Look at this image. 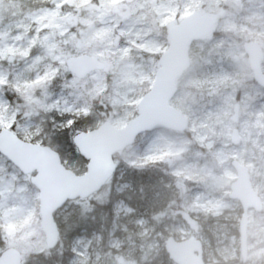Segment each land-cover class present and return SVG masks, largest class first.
<instances>
[{"label":"rangeland","instance_id":"374dc122","mask_svg":"<svg viewBox=\"0 0 264 264\" xmlns=\"http://www.w3.org/2000/svg\"><path fill=\"white\" fill-rule=\"evenodd\" d=\"M193 12L211 17L214 24L212 34L189 49L191 60L199 57L194 52H205L203 73L189 68L178 79L170 102L187 117V129L141 134L115 161L122 163L120 172L123 163L164 165L170 177L165 187L181 193L180 209L190 223L180 217L161 221L134 212L124 200L116 201L107 251L116 252L122 264L160 256L170 236L178 241L200 240L205 264H239L242 257L235 231L239 233L242 208L228 196L237 178L233 160L246 167L263 205L261 212H248L243 261L264 264V90L253 81L242 48L251 41L260 45L264 72V0H0V74L5 77L0 100L12 106L5 123L17 120L19 127L9 129L19 132L20 139L39 144L44 123L55 129L68 119L47 108L64 97L72 102L74 89L67 86L72 80L77 81L75 90L82 105L97 100L105 77L109 84L122 83L126 89L116 97L115 107L108 104L109 116L87 130L105 121L121 128L135 117L144 90L153 84L158 59L169 46L168 30ZM129 32L144 41L131 52L133 62L128 57L120 59L121 50L129 47L126 40L120 39L119 48L115 44L116 36ZM82 55L97 59L103 68L76 77L66 62ZM230 76L238 80L233 90L227 85ZM10 91L18 94L22 105L12 102ZM233 130L238 131V144L232 143ZM62 162L75 173L85 171L86 164L78 160L65 157ZM29 178L0 154V238L9 247L40 251L45 237L38 191L29 187ZM127 186L119 184L116 190ZM69 214L65 205L56 213L63 221ZM156 225H161L160 231ZM115 231L122 236L113 235ZM72 252L69 264H117V259L103 252L97 234L77 237Z\"/></svg>","mask_w":264,"mask_h":264},{"label":"water","instance_id":"95a60500","mask_svg":"<svg viewBox=\"0 0 264 264\" xmlns=\"http://www.w3.org/2000/svg\"><path fill=\"white\" fill-rule=\"evenodd\" d=\"M213 26L209 16L193 12L182 18L168 30L169 46L159 57V67L150 89L137 106V114L123 127L115 128L108 121L97 128L80 132L75 144L84 160L86 172L75 174L66 168L59 154L47 145L26 142L11 130L0 132V154L10 161L23 175H31L30 183L38 191L40 228L47 249L57 246L59 231L54 214L68 200L86 199L97 193L116 170L113 155L132 145L137 137L146 132L171 130L183 132L188 125L181 111L170 105L177 90V79L189 68V46L208 35ZM255 82L264 89V72L261 66L263 51L256 42L243 44ZM84 63V65L80 63ZM69 70L81 78L91 70L103 68L97 59L82 55L67 60ZM237 131L233 142L238 143ZM58 154V155H57ZM237 178L230 184L229 198L238 200L242 207L239 222V246L243 259L246 257L248 212H261L260 197L252 188L246 167L232 161ZM168 257L175 264H205L200 240L190 238L177 241L168 237L165 241ZM21 253L8 247L0 253V264H21Z\"/></svg>","mask_w":264,"mask_h":264},{"label":"trees","instance_id":"16d2710c","mask_svg":"<svg viewBox=\"0 0 264 264\" xmlns=\"http://www.w3.org/2000/svg\"><path fill=\"white\" fill-rule=\"evenodd\" d=\"M233 38L238 39L236 36H233ZM193 54L199 55V57L192 58L190 69H193L195 74L200 75L206 66L203 58L205 52L200 51L197 54L196 52ZM146 91L147 89L144 90V92ZM10 93L12 102L16 105H22V100L18 94L14 91H10ZM93 104L95 107L92 115L87 118H85V115L79 117L77 119L78 122L71 131H62L59 127L51 129V125L44 123V129L41 134L43 144H47L55 150L61 159L67 157L71 161L78 160L84 165L85 161L72 143L71 136L77 132L92 128L97 121L109 116V105L105 106L99 99L93 101L90 106ZM56 121L60 122L61 120L56 119ZM145 135L150 136L151 133H146ZM122 153L123 151L115 153L113 156L114 160H120ZM121 165V162L116 165L117 168L114 175L99 192L87 199L68 201L65 206H69L70 214L65 221L55 215V222L59 230V241L55 248L47 249L44 246L42 250L35 251L16 247L21 253L22 264H69L73 257L72 242L79 236L88 237L92 234H97L100 237L103 252L106 255L111 254L114 259H117V264H122L117 258L116 252L107 251L108 232L112 228L111 222L114 217L113 205L118 200H124L134 212H143L151 218L154 215L158 217V220L162 221L180 217L188 224L190 223L186 212L180 209L181 193L170 192V189L165 187L170 177L164 165L152 163L137 166L123 163L125 168L120 172L119 168ZM119 174H121L120 179H117ZM122 183L129 184V186L118 192L116 186ZM29 187L32 188L30 184ZM190 226L195 228L193 225ZM160 230L161 225H156V231ZM238 234V231H235V235L238 236ZM113 235L122 236L118 231H115ZM7 247V243L0 238V253ZM155 257L151 259L145 256L140 264H174L168 259L165 251H161V255ZM254 262L260 263L259 260H254ZM254 262L251 260V263ZM218 264L230 263L222 262ZM239 264H245V262L240 261Z\"/></svg>","mask_w":264,"mask_h":264},{"label":"snow or ice","instance_id":"6c2138e0","mask_svg":"<svg viewBox=\"0 0 264 264\" xmlns=\"http://www.w3.org/2000/svg\"><path fill=\"white\" fill-rule=\"evenodd\" d=\"M121 38H124L126 42L129 44L128 48H124L121 50V56L120 59H124L125 57L129 58V62H133L134 58L131 57V52L133 49H137L140 44H143L144 41L136 39L132 36V34L129 32L127 34L122 33L121 36H116L115 38V44L117 48H119V41ZM152 59V58H149ZM143 67V65L141 66ZM117 71H119V65H117ZM39 83V81H37ZM5 86V77L3 74H0V87ZM9 87H14L13 85H8ZM68 87L74 89L72 92V96L74 99L71 103H69V99L67 97L62 98V100L54 101L52 104L48 105V112L51 111H57L62 117L67 116L68 119L64 120V123L60 125V128L62 131H71L73 126L78 122V120L75 117L78 113L85 114V118L92 115L93 109L95 105L92 106L88 105H82L79 101L78 92L75 90L77 86V81L72 80L68 85ZM16 90L19 91V87L15 86ZM126 89L123 86L122 83H113L109 84L108 78L105 77L104 80V89L103 92L100 94V96L97 97V99H100L102 103L107 106L109 103L112 104L113 107L116 105V97H118L121 93L125 92ZM106 98V99H105ZM63 105V107L61 106ZM12 109V106L10 104H7L0 100V132H6L9 128L19 127V122L15 119H13L12 124L9 125L5 123V118L10 113ZM15 115H19V113H15ZM53 123H55V120H53ZM17 137H19V132L16 133ZM80 133L77 132L74 135L71 136L72 143L75 145L76 143H79L78 137H80ZM41 145H43V142H41ZM58 155V154H57ZM79 155H83V153H79ZM85 162H88L87 157H85Z\"/></svg>","mask_w":264,"mask_h":264},{"label":"flooded vegetation","instance_id":"af4514ba","mask_svg":"<svg viewBox=\"0 0 264 264\" xmlns=\"http://www.w3.org/2000/svg\"><path fill=\"white\" fill-rule=\"evenodd\" d=\"M232 133H233V132H232ZM231 138H232V143L235 144V143L233 142V135H232ZM248 262H249V264H250V263H251V259H249Z\"/></svg>","mask_w":264,"mask_h":264}]
</instances>
